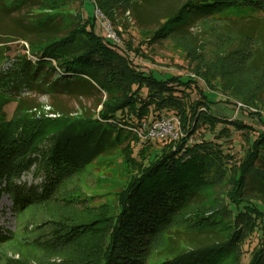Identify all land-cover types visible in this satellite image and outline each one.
<instances>
[{
  "label": "trees",
  "instance_id": "obj_1",
  "mask_svg": "<svg viewBox=\"0 0 264 264\" xmlns=\"http://www.w3.org/2000/svg\"><path fill=\"white\" fill-rule=\"evenodd\" d=\"M41 1L51 10L64 5ZM240 2L264 10V0L186 2L153 39L182 15L210 18ZM50 16L43 21L56 23L61 35L36 45L37 61L10 75L13 87L41 85L47 93L87 87L105 99L94 119L35 117L19 106L8 121L0 119V198L8 195L19 225L0 231V263H10L1 255L14 251L17 264H29L26 258L34 264H239L244 253L245 264H264V121L257 117L256 129L252 119H237L240 111L255 117L238 104L210 99L197 79L142 70L120 34L113 31L121 47L96 32L92 17H76L72 26L66 16ZM219 103L235 115H213L210 108ZM161 114L178 119L182 136L155 150L136 131ZM202 127L206 134L194 138ZM234 133L244 144L240 156L229 151ZM110 156L123 163L113 201L94 207L65 187ZM31 168L39 182L17 185ZM252 238L257 243L243 250Z\"/></svg>",
  "mask_w": 264,
  "mask_h": 264
},
{
  "label": "rangeland",
  "instance_id": "obj_2",
  "mask_svg": "<svg viewBox=\"0 0 264 264\" xmlns=\"http://www.w3.org/2000/svg\"><path fill=\"white\" fill-rule=\"evenodd\" d=\"M212 1L64 0L62 7L51 10L43 8L41 0H0V119L8 121L18 106L28 114L34 113L35 117L50 119L60 114L71 119H94L100 110V103L105 95L87 87L74 88L65 93H47L42 90L41 85L22 89L13 87L10 75L18 73L24 67V62L33 64L37 61L39 56L36 55V45L61 35L56 23L43 21L47 16L55 17L53 14H58L55 18L66 16L63 22L69 19L72 26L75 25L76 17L82 20H90L92 17L99 35L109 39L108 35L113 34V31L120 34L133 50L129 58L134 65L144 71H152L155 76L178 75L197 79L198 87L210 99L240 104L255 118H244L241 111L235 115L233 108L223 103L210 108L213 115H235L245 122L252 119L248 123L256 129L261 128L256 119L259 117L264 121L263 9L255 10L240 2L236 7L210 18L188 13L185 18L182 15L174 25L161 31V37L159 35L153 39V33L186 2L199 5L201 2L208 4ZM109 40L121 47L117 39ZM47 70L44 67L41 72ZM190 98L193 100L196 96L192 94ZM173 117L175 116L169 115V118ZM151 119L147 122L152 121ZM174 127L178 126L174 124ZM199 134H206L203 127L196 132L194 138L198 139ZM138 143L133 148L134 157L139 148ZM147 143L158 150L166 142ZM229 145L231 153L241 155L244 144L238 134L234 133ZM121 146L117 147L120 149ZM32 170L33 168L30 173L24 174L17 185L38 183L39 180H34L31 175ZM84 172L85 175L80 177L84 180L69 179L65 187L84 194L94 207L113 201L122 186L123 163L120 159L114 156L99 157L96 165ZM17 228L19 225L12 201L8 195H3L0 198V231L10 233ZM256 243L253 238L246 241L243 250H251ZM1 258L3 261L5 258L10 260V263L5 264H17L15 260L19 257L16 252L8 251ZM246 261L247 255L244 253L239 264H245ZM26 262L34 264L36 260L33 263L26 258Z\"/></svg>",
  "mask_w": 264,
  "mask_h": 264
},
{
  "label": "built area",
  "instance_id": "obj_3",
  "mask_svg": "<svg viewBox=\"0 0 264 264\" xmlns=\"http://www.w3.org/2000/svg\"><path fill=\"white\" fill-rule=\"evenodd\" d=\"M108 37L112 40L117 39L114 33L109 34ZM241 106L242 105L238 104V107ZM169 115L170 114H161L150 122H142L136 131V135L139 140L149 142H170L181 137L182 132L180 130L178 119L176 117L169 118ZM174 124H176L178 127H174Z\"/></svg>",
  "mask_w": 264,
  "mask_h": 264
}]
</instances>
